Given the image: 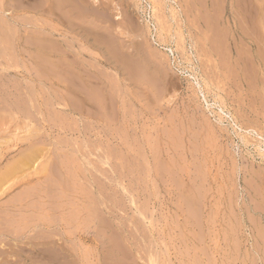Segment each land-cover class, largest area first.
<instances>
[{
	"label": "rangeland",
	"instance_id": "1",
	"mask_svg": "<svg viewBox=\"0 0 264 264\" xmlns=\"http://www.w3.org/2000/svg\"><path fill=\"white\" fill-rule=\"evenodd\" d=\"M0 264H264V0H0Z\"/></svg>",
	"mask_w": 264,
	"mask_h": 264
},
{
	"label": "bare ground",
	"instance_id": "2",
	"mask_svg": "<svg viewBox=\"0 0 264 264\" xmlns=\"http://www.w3.org/2000/svg\"><path fill=\"white\" fill-rule=\"evenodd\" d=\"M255 9V8H254ZM257 10V9H256ZM245 17V16H244ZM251 19V18H250ZM252 45V44H251ZM261 64V63H260ZM36 153H37V151H36ZM32 154V153H31ZM34 154V153H33ZM35 155V154H34ZM29 156H33V155H29ZM36 156V155H35ZM27 158V157H26ZM26 158H24V159H26ZM34 159V158H33ZM28 160H30V158L28 159ZM31 161V160H30ZM23 162H24V160H23ZM26 162H28V161H26ZM26 164V163H25Z\"/></svg>",
	"mask_w": 264,
	"mask_h": 264
}]
</instances>
